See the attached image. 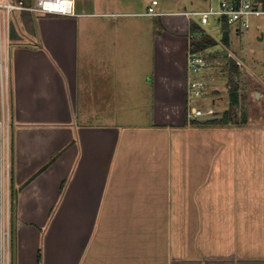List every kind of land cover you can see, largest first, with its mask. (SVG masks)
Wrapping results in <instances>:
<instances>
[{"label": "crops", "instance_id": "obj_1", "mask_svg": "<svg viewBox=\"0 0 264 264\" xmlns=\"http://www.w3.org/2000/svg\"><path fill=\"white\" fill-rule=\"evenodd\" d=\"M151 2L33 14L34 33L20 15L0 52V264L11 179L13 264H264V114H235L264 80L234 105L228 88V124H189V24Z\"/></svg>", "mask_w": 264, "mask_h": 264}, {"label": "built area", "instance_id": "obj_2", "mask_svg": "<svg viewBox=\"0 0 264 264\" xmlns=\"http://www.w3.org/2000/svg\"><path fill=\"white\" fill-rule=\"evenodd\" d=\"M218 8L210 6L208 9H186L178 13H164L156 8L158 0H152L145 15L163 16L175 14L184 17L188 24L196 21L202 27L210 23L212 15L220 18V22H227L235 27L237 33L248 30L252 26L253 18L264 19V0H217ZM28 11L32 14L75 15V0H33L30 3L24 0H0V52L7 56L12 46L11 27L15 12ZM263 39H264V32ZM189 44L191 35L188 31ZM210 60L205 51H193L188 47L186 55V97L187 120L200 119L206 115L217 114L216 109L207 105H196L197 99L204 97L207 81L204 72L210 66ZM2 75L8 87V64L2 67ZM3 184L2 194V229H1V264H13L12 234L10 220V192L9 183ZM7 210V211H6ZM7 212V213H6Z\"/></svg>", "mask_w": 264, "mask_h": 264}, {"label": "rangeland", "instance_id": "obj_3", "mask_svg": "<svg viewBox=\"0 0 264 264\" xmlns=\"http://www.w3.org/2000/svg\"><path fill=\"white\" fill-rule=\"evenodd\" d=\"M30 2L33 0H24ZM92 0H75L77 5H82L85 9L90 10V2ZM165 2L167 8L173 9V0H160ZM192 1V3L190 2ZM189 2V3H188ZM186 4V8L192 9H208L210 6L218 8L217 0H180L178 8ZM190 4V7H188ZM185 8V7H184ZM12 24L16 26L19 32L20 13L15 12ZM223 23L220 22V18L216 15H212L210 23L205 26L206 31L216 39L217 44L205 50V54L208 55L210 60V66L204 72L205 80L207 81V89L209 91L219 93L216 94L215 98L218 101L213 102V95L201 97L196 100L195 104L206 107L207 105L213 106L216 110L223 109V103L228 100V88H231L230 77L234 76V79L238 81V93L244 96L252 88L255 80H264V39L260 40L259 36L261 32H264V19L253 18L252 26L248 30H242L241 33H236L234 26H229V44L225 45L222 42L223 37ZM31 36V34H30ZM235 60L237 71H234L231 63ZM9 81V80H8ZM5 86L6 79L4 77ZM222 95V96H221ZM235 113L236 116L242 120H247L250 116L261 118L264 114V101L254 102L250 98L248 101L242 100L240 107ZM7 133V131H5ZM10 188V184H9ZM7 190V186H6ZM10 196V220L12 216V198ZM7 211V210H6ZM7 213V212H6Z\"/></svg>", "mask_w": 264, "mask_h": 264}, {"label": "trees", "instance_id": "obj_4", "mask_svg": "<svg viewBox=\"0 0 264 264\" xmlns=\"http://www.w3.org/2000/svg\"><path fill=\"white\" fill-rule=\"evenodd\" d=\"M30 1V0H29ZM31 2V1H30ZM29 2V3H30ZM21 19L24 29L29 33H34L35 31V22H34V16L31 12L28 11H22L21 12ZM223 37L222 42L225 45L229 44V24L227 22H223ZM189 33L191 35L190 38V49L193 51H205L206 49L215 46L217 44V41L215 38H213L205 29V27H202L199 25L196 21H191L189 25ZM11 38L13 40L19 39V34L17 32L16 26L12 24L11 27ZM234 60V59H232ZM232 68H234V71H237L235 60L233 63H231ZM231 88H230V102L232 105L239 103V93H238V81L234 79V76L230 77ZM223 116L221 118H216L213 120H206L201 121L199 119H193L191 122H188L189 124L193 126H201V125H226L230 122V111L226 110L222 112ZM244 121V120H243ZM10 194H11V200H12V213L14 211V199H15V188H14V182L13 179H11L10 183ZM13 215L11 216V234H12V252H13V245H14V239H13Z\"/></svg>", "mask_w": 264, "mask_h": 264}, {"label": "water", "instance_id": "obj_5", "mask_svg": "<svg viewBox=\"0 0 264 264\" xmlns=\"http://www.w3.org/2000/svg\"><path fill=\"white\" fill-rule=\"evenodd\" d=\"M259 39L260 40L263 39V33L260 34ZM258 96H259V93H256V97H258ZM222 116H223L222 114L206 115V116L200 117L199 120H201V121L213 120V119H216V118H221Z\"/></svg>", "mask_w": 264, "mask_h": 264}]
</instances>
